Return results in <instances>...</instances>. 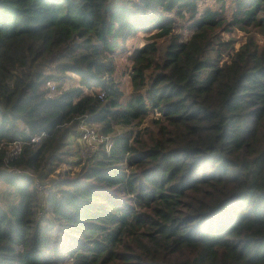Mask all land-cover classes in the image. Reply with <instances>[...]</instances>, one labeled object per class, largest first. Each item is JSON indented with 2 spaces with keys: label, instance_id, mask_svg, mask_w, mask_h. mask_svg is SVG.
Returning a JSON list of instances; mask_svg holds the SVG:
<instances>
[{
  "label": "trees",
  "instance_id": "trees-1",
  "mask_svg": "<svg viewBox=\"0 0 264 264\" xmlns=\"http://www.w3.org/2000/svg\"><path fill=\"white\" fill-rule=\"evenodd\" d=\"M201 1L0 0V264H264V0Z\"/></svg>",
  "mask_w": 264,
  "mask_h": 264
},
{
  "label": "rangeland",
  "instance_id": "rangeland-1",
  "mask_svg": "<svg viewBox=\"0 0 264 264\" xmlns=\"http://www.w3.org/2000/svg\"><path fill=\"white\" fill-rule=\"evenodd\" d=\"M207 6H212V7H218L219 3L216 0H204L200 2V9L203 10L205 7ZM231 6H232V0H226V4L224 9H226V14L229 16L230 12H231ZM173 16L175 17V21H176V26H175V31L177 32H182L184 33L185 37L189 36V32H190V28L187 26V24L189 23V19L186 16H178L176 14H173ZM230 17V16H229ZM247 32H245L244 30L240 29V28H236L233 31H224V36L225 37H236L237 41H236V46H239L246 37ZM165 38H161L159 39V41L161 42L162 40H164ZM258 39L260 40V42H264V37L258 33ZM144 41H146V37L144 34H140V36L138 37V39L136 41H134L133 45H131V47L135 46V45H139L142 44ZM118 60V67H117V72H116V76L118 79L121 80V85L123 86V89L125 91L126 94H129V92L132 90V80H131V75H130V66H129V59L127 57L126 53H123L121 55H119L117 57ZM80 127V126H79ZM98 129L100 128V126L98 125H94V124H89V123H82L81 127L78 128L80 129V135L83 134V130L84 129ZM100 135H102V133H99ZM109 140H111L109 138ZM103 139H88L87 137H84L82 135V137L78 138L76 140H73V143L70 144L69 146H67L68 150L70 151L71 149V153L69 154V158L74 159L75 157H77L76 155H81V153H87V152H91L93 150L96 149V146L99 142H102ZM107 141V140H106ZM1 143V142H0ZM14 144H12L13 146ZM81 167V164H75V163H69V162H61L58 165L57 170L50 174L48 176V178L45 180V182H42L41 184V192L46 194V192L51 188V185L53 184V180H58L61 178L66 177L67 174L69 175H73L75 174L78 169ZM15 169V168H14ZM13 169V170H14ZM12 170V169H11ZM15 171V170H14ZM18 173H22L24 170L20 168V170ZM39 182V181H38ZM5 186L6 184L3 183L2 181H0V201H1V205L2 206H6V204L12 200V197L9 196L7 194V190H5Z\"/></svg>",
  "mask_w": 264,
  "mask_h": 264
},
{
  "label": "built area",
  "instance_id": "built-area-1",
  "mask_svg": "<svg viewBox=\"0 0 264 264\" xmlns=\"http://www.w3.org/2000/svg\"><path fill=\"white\" fill-rule=\"evenodd\" d=\"M99 129V128H98ZM98 129H84L83 130V134H81V135H79L78 136V138H80V137H82V135L84 136V137H87L88 139H94V140H96V139H98V138H100V139H103V140H107V146L108 147H111V141L109 140V137H106V136H104L103 134L102 135H100L99 134V131H98ZM32 140L33 141H39L40 140V137L38 136V135H35L33 138H32ZM12 148H13V152L15 153V152H18L20 149H21V146H20V143H14V145L12 146ZM90 152H87V153H81V155L82 156H85V155H87V154H89ZM15 170V172H19V171H17V170H20V168H15L14 169Z\"/></svg>",
  "mask_w": 264,
  "mask_h": 264
}]
</instances>
